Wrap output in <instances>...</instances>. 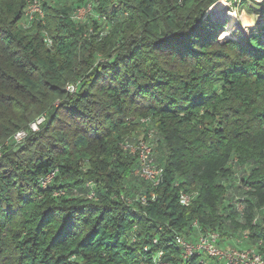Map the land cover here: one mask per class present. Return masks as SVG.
Here are the masks:
<instances>
[{"label": "trees", "instance_id": "trees-1", "mask_svg": "<svg viewBox=\"0 0 264 264\" xmlns=\"http://www.w3.org/2000/svg\"><path fill=\"white\" fill-rule=\"evenodd\" d=\"M32 1L0 0V264H139L157 252L200 264L175 245L193 222L264 241L261 35L218 42L223 26L204 13L220 0H79L90 24L71 19L79 6L41 0L43 21L29 25ZM130 118L149 119L163 154L146 205L126 201L147 192L119 147ZM179 189L195 194L189 207Z\"/></svg>", "mask_w": 264, "mask_h": 264}, {"label": "built area", "instance_id": "built-area-1", "mask_svg": "<svg viewBox=\"0 0 264 264\" xmlns=\"http://www.w3.org/2000/svg\"><path fill=\"white\" fill-rule=\"evenodd\" d=\"M41 0H33L27 6L24 14L26 22L30 25L33 21H43V11L40 4ZM91 4H87L85 11L91 12ZM73 21H79L80 17L73 13L71 15ZM101 21L105 19L99 18ZM44 41L50 45L51 41L45 35ZM67 91L73 93L75 87L72 85L67 86ZM45 118L43 116L37 118L29 125L28 130L30 132H36L39 127L44 123ZM142 123L148 124L149 119H142ZM25 131H19L13 136L14 141H20L25 137ZM156 135L153 129L148 131L146 139H138L134 142L125 141L121 145V150L130 156L136 155V168L132 172L133 178L138 181H142L146 184L145 191H139L135 194L132 200H126L128 203L139 202L141 205H146L148 202L155 201V190L161 184L162 168L157 165L155 156V147L157 146V140H153L152 137ZM56 171L48 174L43 180L40 181L41 186L44 188L55 177ZM89 193L87 199H94L95 185L92 182L85 184ZM174 187L178 188V183H174ZM193 192H187L182 189L178 190V203L182 207H189L194 198ZM123 199V196H121ZM236 210L238 215L243 214V205L241 203L236 204ZM135 240L134 236H131V242ZM248 233L242 232L241 237L235 240L234 246H225L223 237L218 230L208 229L201 231L197 222L191 224L189 231V238L185 239L181 236L175 238V245L179 250V257L188 261L189 259L196 257L200 264H264V241L261 239L254 245L246 243V246L240 247L241 243L248 241ZM244 242V243H245ZM155 243V241H154ZM143 251H148V247H144ZM162 252L155 253L150 260L143 259L139 264H170L162 260Z\"/></svg>", "mask_w": 264, "mask_h": 264}, {"label": "rangeland", "instance_id": "rangeland-1", "mask_svg": "<svg viewBox=\"0 0 264 264\" xmlns=\"http://www.w3.org/2000/svg\"><path fill=\"white\" fill-rule=\"evenodd\" d=\"M48 4L52 6L56 5H68L73 8H76L75 11H69L68 14L70 13H76L80 17V20L82 23H89L95 19L94 17V12L91 9L90 13H87L85 11V8L87 4L83 1L80 2L79 0H45ZM222 4L225 2L226 4V12H231L234 15V21H239V17L244 15V14H251L255 17L258 16H263L264 17V0H221ZM219 2V1H218ZM212 7V6H210ZM210 7L205 11L204 16H209L211 19H213L215 22L221 24L222 30H220V33L218 35V42H225L227 40H234L237 36L238 33L244 35V36H249L251 34H260L261 35V40L264 42V22H256L255 26L253 28H243L240 25H231L230 19L223 14V12L211 15L209 13ZM210 14V15H208ZM240 22V21H239ZM238 23V22H237ZM235 23V24H237ZM231 25V26H230ZM105 30L107 31V25H104ZM225 34L224 37L226 39L223 40L224 37L221 38V34ZM221 38V39H220ZM142 119L144 118H130L127 125L126 129L124 130V135H123V140L119 142V147L121 148V145L125 141L129 142H134L138 139H146L148 135V131L152 129V124L151 122H148V124L142 123ZM25 137L21 139L20 141H14L13 137L11 140L7 143L9 145H12L13 149H17L25 140L29 132L25 131ZM153 140H158V136L154 135L152 137ZM155 149V156L157 157L158 160L162 159L163 154H161V150L157 149V146L154 148ZM136 159V155L133 156ZM235 177V176H234ZM232 177L229 182V184H233L236 186V180L235 178ZM234 178V179H233ZM235 183V184H234ZM238 195V194H236ZM230 202V201H229ZM237 236V235H236ZM234 236H231L230 234L223 236V241L225 243V246H234L236 244L235 240H238V238ZM246 246L245 243H241L240 247Z\"/></svg>", "mask_w": 264, "mask_h": 264}, {"label": "bare ground", "instance_id": "bare-ground-1", "mask_svg": "<svg viewBox=\"0 0 264 264\" xmlns=\"http://www.w3.org/2000/svg\"><path fill=\"white\" fill-rule=\"evenodd\" d=\"M221 2L223 1H219L217 3H215L211 8L209 13H212V15L218 14L223 12L224 15L230 17V18H234V16H231L230 13L226 12L225 8H226V4L225 2L222 4ZM239 25L243 28H252L255 26L256 22H264V17L263 16H258L255 17L251 14H244L242 16L239 17Z\"/></svg>", "mask_w": 264, "mask_h": 264}, {"label": "water", "instance_id": "water-1", "mask_svg": "<svg viewBox=\"0 0 264 264\" xmlns=\"http://www.w3.org/2000/svg\"><path fill=\"white\" fill-rule=\"evenodd\" d=\"M215 4V3H214Z\"/></svg>", "mask_w": 264, "mask_h": 264}]
</instances>
